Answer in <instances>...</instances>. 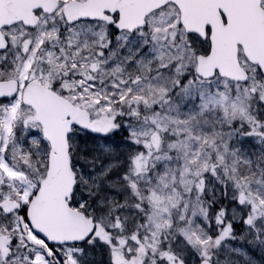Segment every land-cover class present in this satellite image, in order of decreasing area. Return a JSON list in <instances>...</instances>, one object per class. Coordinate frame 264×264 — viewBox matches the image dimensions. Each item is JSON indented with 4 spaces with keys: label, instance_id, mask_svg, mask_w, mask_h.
Listing matches in <instances>:
<instances>
[{
    "label": "snow or ice",
    "instance_id": "snow-or-ice-1",
    "mask_svg": "<svg viewBox=\"0 0 264 264\" xmlns=\"http://www.w3.org/2000/svg\"><path fill=\"white\" fill-rule=\"evenodd\" d=\"M0 264H264V0H0Z\"/></svg>",
    "mask_w": 264,
    "mask_h": 264
}]
</instances>
